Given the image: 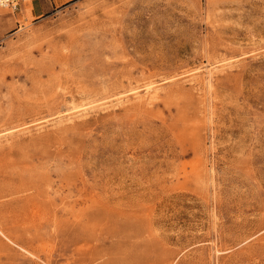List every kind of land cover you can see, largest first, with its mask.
<instances>
[{
	"label": "rangeland",
	"instance_id": "rangeland-1",
	"mask_svg": "<svg viewBox=\"0 0 264 264\" xmlns=\"http://www.w3.org/2000/svg\"><path fill=\"white\" fill-rule=\"evenodd\" d=\"M19 2L0 264H264V0Z\"/></svg>",
	"mask_w": 264,
	"mask_h": 264
},
{
	"label": "crops",
	"instance_id": "crops-1",
	"mask_svg": "<svg viewBox=\"0 0 264 264\" xmlns=\"http://www.w3.org/2000/svg\"><path fill=\"white\" fill-rule=\"evenodd\" d=\"M33 1V10L32 16L34 18H41L49 12L63 6L64 4L72 0H32Z\"/></svg>",
	"mask_w": 264,
	"mask_h": 264
},
{
	"label": "built area",
	"instance_id": "built-area-1",
	"mask_svg": "<svg viewBox=\"0 0 264 264\" xmlns=\"http://www.w3.org/2000/svg\"><path fill=\"white\" fill-rule=\"evenodd\" d=\"M19 0H2L0 1V6L3 9H12L13 11H17L19 9Z\"/></svg>",
	"mask_w": 264,
	"mask_h": 264
}]
</instances>
